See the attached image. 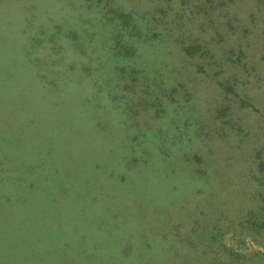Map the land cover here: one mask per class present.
Instances as JSON below:
<instances>
[{
	"label": "rangeland",
	"instance_id": "obj_1",
	"mask_svg": "<svg viewBox=\"0 0 264 264\" xmlns=\"http://www.w3.org/2000/svg\"><path fill=\"white\" fill-rule=\"evenodd\" d=\"M0 264H264V0H0Z\"/></svg>",
	"mask_w": 264,
	"mask_h": 264
}]
</instances>
